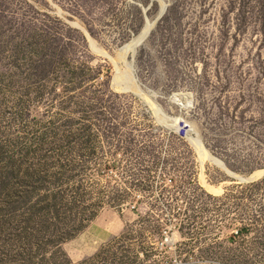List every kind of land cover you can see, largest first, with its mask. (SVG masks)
Here are the masks:
<instances>
[{
	"label": "rangeland",
	"instance_id": "1",
	"mask_svg": "<svg viewBox=\"0 0 264 264\" xmlns=\"http://www.w3.org/2000/svg\"><path fill=\"white\" fill-rule=\"evenodd\" d=\"M193 138L264 171V0H0V264H264V174Z\"/></svg>",
	"mask_w": 264,
	"mask_h": 264
},
{
	"label": "bare ground",
	"instance_id": "2",
	"mask_svg": "<svg viewBox=\"0 0 264 264\" xmlns=\"http://www.w3.org/2000/svg\"><path fill=\"white\" fill-rule=\"evenodd\" d=\"M165 7V2H161V9L160 11H162ZM160 13V12H159ZM151 24H153L152 22L150 21H147L143 27V29L141 30V32L135 37L133 38L130 42H128L121 50H122V53L123 55L125 56L127 53H134L135 52V47L137 46L138 42L147 34L148 32V29L151 27ZM118 60V58L116 59ZM128 69V68H127ZM130 76V75H129ZM133 77V76H131ZM126 78H129V77H126ZM127 80V79H126ZM131 80H133V78H131ZM129 81V79H128ZM125 85L126 87L125 88H132V89H138L139 87L135 84V81H131L130 82H125ZM132 84V85H131ZM140 91V89H139ZM140 93V92H138ZM144 94V93H143ZM153 104V103H152ZM157 106V105H156ZM158 107V106H157ZM160 112V111H159ZM163 112V111H162ZM159 114V113H158ZM161 114V113H160ZM162 115V114H161ZM164 116V114H163ZM161 119V118H160ZM167 120L169 121V127L172 128V129H175L177 128V130H180L178 129V126L180 125V128H182L183 130L189 128V132L192 131V127L190 125H187L184 121L182 120H179L178 118L176 119H171V118H167ZM162 121V119H161ZM168 123V122H167ZM180 123V124H179ZM165 124V123H164ZM166 125V124H165ZM194 142H196L197 146H198V150H199V154H200V157H203V158H207V159H210L212 160L213 162H216V164L221 167L225 173L230 177V178H234V180H237V181H244V180H251V179H254L256 177H259L261 176L262 174H264V171H258L256 172L255 174H253L251 177H242V176H238V175H235L234 173H231L229 172L228 170H226L222 164H220L218 161H216L215 159L213 158H210V156L204 151V147L200 144V142L198 140H195V138L192 139ZM206 188V187H205ZM208 190L213 192V193H218L220 189H216L214 187H208Z\"/></svg>",
	"mask_w": 264,
	"mask_h": 264
},
{
	"label": "water",
	"instance_id": "3",
	"mask_svg": "<svg viewBox=\"0 0 264 264\" xmlns=\"http://www.w3.org/2000/svg\"><path fill=\"white\" fill-rule=\"evenodd\" d=\"M164 8H165V7H164ZM164 11H165V9H163L162 11H160V13H159L157 19H159V18L163 15ZM157 19H156V21H157ZM154 24H155V22H153V24H151V27L148 29L147 34H146V35H145V36H144V37L138 42L137 46H138L139 44H141V42H143V41L147 38V36L149 35V33H150L152 27L154 26ZM137 46H136V47H137ZM136 47H135V49H136ZM249 180H250V179H249ZM249 180H244V181H241V182H245V181H249Z\"/></svg>",
	"mask_w": 264,
	"mask_h": 264
},
{
	"label": "trees",
	"instance_id": "4",
	"mask_svg": "<svg viewBox=\"0 0 264 264\" xmlns=\"http://www.w3.org/2000/svg\"><path fill=\"white\" fill-rule=\"evenodd\" d=\"M44 217H46L45 214H44ZM55 220H57V218H56ZM45 222H46V221H45V219H44L43 224L41 225V228H43V229L46 228V227L44 228V223H45ZM46 223H47V222H46ZM47 225H48V224H47ZM33 232H37V230H34ZM56 236H57V235H56ZM61 241H62V240H61ZM59 242H60V241H57V242L54 243V244H55V248L59 246V244H60Z\"/></svg>",
	"mask_w": 264,
	"mask_h": 264
}]
</instances>
